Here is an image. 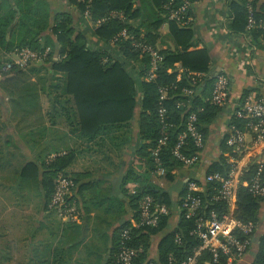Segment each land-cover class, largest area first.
<instances>
[{
    "label": "trees",
    "instance_id": "trees-1",
    "mask_svg": "<svg viewBox=\"0 0 264 264\" xmlns=\"http://www.w3.org/2000/svg\"><path fill=\"white\" fill-rule=\"evenodd\" d=\"M198 1L66 0L68 6L55 8L49 0H0V48L10 54L21 48L50 50L43 64L51 68L52 78L55 77L57 97L72 103L77 130L82 138L93 141L110 128L128 125L134 118L136 107H139L138 137L141 145L136 151V159L146 170L136 178L134 171L129 173L130 177L134 176L133 181L141 180L137 182L135 194H127L130 219L137 221L138 202L143 195H151L169 212L167 216L160 217L157 227L133 228L130 231L128 245L141 250L132 264H147L150 260L156 264H178L188 260L200 246V240L194 234L197 217H208L211 211H215L218 217L229 212L225 202L212 200L217 192V184L205 183L203 191L195 193L202 199L197 215L186 219L181 213L177 223L173 224V207L177 205L181 208L183 205L187 182L193 180L199 185L202 183L185 178L178 201L173 202L168 193H161L147 178V174L156 172L152 151L161 138H165V144L158 152L160 165L165 171L162 177L166 182H172V171L184 168L173 156V150L179 136L186 131L188 116L194 115V124L202 135L203 143L202 147H197L192 138L186 137L179 149L186 157L202 154L211 128L225 113L222 107L211 102L212 84L217 72L211 68L212 58L208 48L204 46L198 49L199 43L195 38L192 9ZM227 2L230 14L227 31L233 35H248L252 42L263 43L260 29L247 31L245 28L250 13L257 21H264V3H260V0ZM185 3L189 4L188 9L178 19H170V11L177 10ZM114 11L121 12L122 19L111 18L109 15ZM85 12L89 14L91 26L83 20ZM188 18L191 21L185 24ZM164 24L168 32L162 37L160 30ZM123 29L127 30L129 37L117 38ZM136 43L153 48L160 56L150 80H147L149 55L135 48ZM165 43L171 46L161 48L160 45ZM8 59L0 58V61ZM161 89L165 91L162 100ZM189 90L191 94L187 93ZM250 91L249 88L242 90L238 104ZM256 93L259 98L258 91ZM161 109L164 110L162 116L159 112ZM247 122L232 115L229 124L243 131ZM226 139L223 133L219 140L221 155L207 166L205 175L225 174L228 170L224 156L231 154V149L227 147ZM70 161L69 157H57L42 165V187L47 204L54 190L56 175ZM254 172L255 167L250 166L245 177H250ZM72 179L76 185V180ZM69 200H73V197ZM263 202L264 198L254 197L246 188L240 187L233 215L242 222H252L258 227ZM129 222L127 220L115 228L106 264H114L120 234L129 226ZM210 260V253L206 250L196 256L197 264H207ZM217 264H227L226 257L222 256ZM252 264H264V232L259 238L258 252Z\"/></svg>",
    "mask_w": 264,
    "mask_h": 264
},
{
    "label": "crops",
    "instance_id": "crops-1",
    "mask_svg": "<svg viewBox=\"0 0 264 264\" xmlns=\"http://www.w3.org/2000/svg\"><path fill=\"white\" fill-rule=\"evenodd\" d=\"M49 1L52 7H65L61 1ZM227 1L199 0L192 9V25L198 49L205 46L211 54V68L230 77L229 106L211 128L196 166L174 169L172 182L157 173L147 174L151 185L168 193L173 202L178 201L185 178L202 183L207 166L221 155L219 140L226 130L227 115L242 90L256 85L255 90L264 98V43L227 31ZM160 32L166 36V24ZM166 43L160 47L171 46ZM9 55L0 48L1 59ZM55 84L51 68L44 64H34L23 73L15 71L0 80V264H103L115 228L130 220L127 194L141 181L132 177L146 170L136 159L141 145L138 106L128 125L110 128L88 141L77 130L72 103L57 97ZM50 155L71 160L62 173L76 180L71 197L80 218L74 224L63 223L48 209L42 165ZM173 212L171 221L175 224L177 205ZM259 217L261 223L249 251L234 264L253 263L264 232V202Z\"/></svg>",
    "mask_w": 264,
    "mask_h": 264
},
{
    "label": "built area",
    "instance_id": "built-area-1",
    "mask_svg": "<svg viewBox=\"0 0 264 264\" xmlns=\"http://www.w3.org/2000/svg\"><path fill=\"white\" fill-rule=\"evenodd\" d=\"M83 2V0H78ZM252 1V0H250ZM64 6H68L66 0H61ZM189 7L188 3L183 4L177 10L170 11V19H178ZM111 18L122 19L123 14L118 11L111 12ZM83 20L90 25V17L88 12L83 15ZM190 18L185 22L188 23ZM96 24H98L96 22ZM261 30V38L264 43V21H257L250 13L247 19L246 30ZM126 29L118 33L117 38H128ZM134 47L142 53H146L150 58V70L147 80L154 76L157 69V62L160 56L153 48L142 45V43L134 44ZM49 49L43 51H35L29 48H21L14 50L7 58L8 60L0 61V80L10 76L15 71H27L34 64H43L49 54ZM58 57V56H56ZM57 59V58H54ZM256 85L249 87L251 90L241 101L235 104L227 115V123L224 134L227 136L226 145L231 149V154H225L226 164L229 166L225 174L215 173L204 176L202 185L193 180L187 182V193L181 208H178L179 214H183L186 219H190L197 215L198 210L202 206L201 197L195 193L203 191V184L216 183L217 192L213 195V201H223L229 207V212L218 217L215 211L208 213V217L200 215L196 219L194 234L200 240V246L196 250L195 255L186 261L178 264H197L196 256L201 251H208L211 260L207 264H217L222 256L226 257L227 264H234L241 261L251 246V240L257 230L252 222H242L233 215L237 191L240 187L246 188L254 197L264 198V180L262 172L264 171V98L259 96L255 90ZM191 94L192 91H187ZM160 100L164 99L165 91L160 90ZM231 94V80L224 72H217L214 76L211 92V102L223 109L229 106ZM160 114L164 113L161 109ZM234 115L238 119L247 120L244 130L241 131L229 124L231 116ZM194 115H189L187 119L186 131L179 136L178 144L173 150V156L180 161L184 168H192L201 161V154L196 153L193 156L186 157L180 152V147L184 144V139L190 137L193 139L197 147H202V135L199 133L194 124ZM249 137V141L246 140ZM165 144V138L158 141L156 149L152 151L154 163L156 164V172L159 176L165 174L164 169L160 165L158 158L159 148ZM56 155H50L48 162L54 160ZM250 166L255 167V172L250 177H245ZM75 188L73 179L60 172L54 180V190L48 203V209L53 211L56 216L66 224H74L79 221L80 211L74 200H69ZM130 194H135V188L130 189ZM138 219H130L129 226L122 230L120 234V246L115 255L114 264H132L135 256L141 251L140 248H133L128 245L130 241V231L133 228L140 227H157L161 216H167L169 210L165 205L156 202L151 195H143L139 199ZM147 264H156L150 260Z\"/></svg>",
    "mask_w": 264,
    "mask_h": 264
},
{
    "label": "water",
    "instance_id": "water-1",
    "mask_svg": "<svg viewBox=\"0 0 264 264\" xmlns=\"http://www.w3.org/2000/svg\"><path fill=\"white\" fill-rule=\"evenodd\" d=\"M109 254H110V251L108 252V255H107V257H106V259H105V261H104L103 264H106V261H107V258H108V256H109Z\"/></svg>",
    "mask_w": 264,
    "mask_h": 264
},
{
    "label": "rangeland",
    "instance_id": "rangeland-1",
    "mask_svg": "<svg viewBox=\"0 0 264 264\" xmlns=\"http://www.w3.org/2000/svg\"><path fill=\"white\" fill-rule=\"evenodd\" d=\"M8 57V56H7ZM7 57H5V58H7ZM80 252H84V249H82ZM85 264L87 263L86 261L84 262Z\"/></svg>",
    "mask_w": 264,
    "mask_h": 264
}]
</instances>
